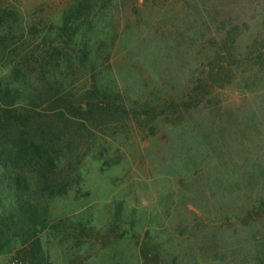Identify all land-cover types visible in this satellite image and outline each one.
<instances>
[{"label":"rangeland","instance_id":"374dc122","mask_svg":"<svg viewBox=\"0 0 264 264\" xmlns=\"http://www.w3.org/2000/svg\"><path fill=\"white\" fill-rule=\"evenodd\" d=\"M73 1L0 0V7L13 12L6 19L18 30L32 21L59 25ZM102 2L96 28L109 38L105 68L130 102L184 99L229 29L242 55L264 37V0ZM251 76L237 71L169 118L147 122L131 112L89 139L67 192L36 195L51 218L81 230L44 231L46 264H264V212H257L264 92ZM143 243L157 263L140 255ZM15 251L0 253V264H12Z\"/></svg>","mask_w":264,"mask_h":264},{"label":"trees","instance_id":"16d2710c","mask_svg":"<svg viewBox=\"0 0 264 264\" xmlns=\"http://www.w3.org/2000/svg\"><path fill=\"white\" fill-rule=\"evenodd\" d=\"M103 8L102 0H74L59 25L40 27L32 21L14 30L6 19L13 12L0 7V253L13 246L12 264H46L41 234L68 233L73 226L51 218L48 204L36 195L67 192L69 178L97 132L122 124L131 112L151 122L169 118L182 107L198 106L211 88L230 83L237 71L259 78L264 92V37L261 47L254 39L242 55L232 28L206 57L185 100L130 102L105 68L109 38H101L96 28ZM12 20L16 22V17ZM260 211L264 212V197ZM115 228L112 224L102 235L103 243ZM150 251L140 245L143 259L157 263L159 255L149 257Z\"/></svg>","mask_w":264,"mask_h":264}]
</instances>
